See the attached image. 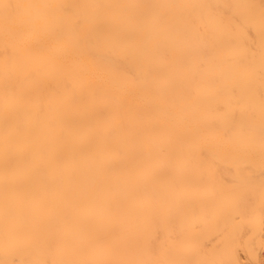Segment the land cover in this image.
<instances>
[{"label":"bare ground","instance_id":"6f19581e","mask_svg":"<svg viewBox=\"0 0 264 264\" xmlns=\"http://www.w3.org/2000/svg\"><path fill=\"white\" fill-rule=\"evenodd\" d=\"M0 264H264V0H0Z\"/></svg>","mask_w":264,"mask_h":264}]
</instances>
